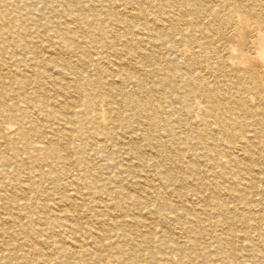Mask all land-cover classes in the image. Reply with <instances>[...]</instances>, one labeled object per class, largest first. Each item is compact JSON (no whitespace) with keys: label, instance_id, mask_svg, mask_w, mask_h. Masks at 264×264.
I'll use <instances>...</instances> for the list:
<instances>
[{"label":"bare ground","instance_id":"1","mask_svg":"<svg viewBox=\"0 0 264 264\" xmlns=\"http://www.w3.org/2000/svg\"><path fill=\"white\" fill-rule=\"evenodd\" d=\"M0 264H264V0H0Z\"/></svg>","mask_w":264,"mask_h":264}]
</instances>
